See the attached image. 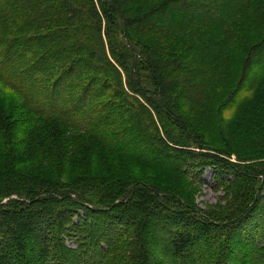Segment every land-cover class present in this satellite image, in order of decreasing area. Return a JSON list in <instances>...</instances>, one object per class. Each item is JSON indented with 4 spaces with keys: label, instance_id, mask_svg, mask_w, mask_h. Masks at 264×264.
Listing matches in <instances>:
<instances>
[{
    "label": "trees",
    "instance_id": "1",
    "mask_svg": "<svg viewBox=\"0 0 264 264\" xmlns=\"http://www.w3.org/2000/svg\"><path fill=\"white\" fill-rule=\"evenodd\" d=\"M90 2L0 0V264H203L208 258L209 264H264V201L258 200L264 174H247L258 179L251 201L219 222L194 207L202 219L173 207L153 184L130 171L107 173L119 163L113 154L105 155L122 151L114 141L117 135L124 134L120 140L125 147L135 145L129 132L137 129L144 138L147 134L137 128L119 63L109 53L115 51L110 45L107 52L101 18ZM100 2L106 16L119 20L134 69L142 44L132 33L143 36L148 58L152 44L164 48L166 38L184 25L193 28L209 20L220 36L229 29L230 39L248 13L251 25L260 26L264 0H141L137 8L127 0ZM174 38L168 58L145 63L146 73L139 74L137 83L155 94L162 91L165 112L194 137L191 126L174 115L165 94L168 82L161 69L195 70V53L183 58L185 63L179 60L180 42ZM217 41L226 40L222 36ZM261 44L264 35L249 53ZM152 141L149 146L155 147ZM122 154L132 160L129 152ZM208 163L242 172L224 160ZM79 209L83 217L74 221ZM232 224L233 231H218ZM77 233L81 243L70 247L66 239ZM234 234L241 245H230ZM240 246L249 247L248 258L237 255Z\"/></svg>",
    "mask_w": 264,
    "mask_h": 264
},
{
    "label": "rangeland",
    "instance_id": "2",
    "mask_svg": "<svg viewBox=\"0 0 264 264\" xmlns=\"http://www.w3.org/2000/svg\"><path fill=\"white\" fill-rule=\"evenodd\" d=\"M150 1L153 4L159 2ZM101 2L92 0L90 4H93L101 18V33L108 46L107 52L110 45L115 51L114 54L111 51L109 53L119 63L126 99L137 115V128L139 127L144 135L147 134L145 138L148 141L146 144V139L140 137L141 132L136 129L127 135L129 142L135 145L126 143L127 145L122 147L120 139H123L121 137H124V134L117 135L114 141L117 145L120 144L122 151H105V155L113 154V158H117L119 163L114 164V168L107 170V173L122 174L130 171L136 177L146 179L147 183L156 187V191L164 194L163 197L168 199L173 207H182L198 219H202V216L194 212L192 207L219 222L237 215L236 213L251 201L258 186V179L247 174H264V44L249 53V48L255 46L264 35V30L260 34L262 26L264 27V3L259 8L263 17L260 26L251 25L252 14L248 13L244 15L243 23L237 30L236 23V34L233 38L227 39V35L232 33L229 29L226 36L225 32L222 33L226 41H217V38L222 36L217 29L212 28L209 20L193 28H187L185 25L183 28L179 27L172 35L175 41L180 42L179 60L185 63L186 59H182L195 53V59L191 60V66L195 70L179 68L177 72H171L169 66L161 69L162 78L168 82L165 94L170 97L175 111L173 113L191 126V133L194 135L192 137L182 123L175 121L165 112L167 106L162 91L155 94L153 88L144 89L142 84L137 83L139 74L146 73L145 63L152 60L160 62L168 58L167 50L168 46L171 47L172 36L166 38L164 48L163 44H152V57L148 58L150 50L142 40L143 36L132 33L133 40L142 44L136 57L138 62L132 69L129 53L122 42V26L116 17L104 14ZM140 2L141 0H127L126 3L137 8ZM132 13L131 16L134 17L136 14L134 11ZM258 21H261V17ZM104 31L108 32L109 41ZM192 44L194 47L190 52H181ZM142 59L145 62H142ZM176 75L178 78L169 82ZM174 88L175 92L172 91ZM4 99L10 102L11 96L4 93ZM128 123L136 127L133 122ZM151 139L154 140L152 142L155 147L149 146ZM87 140L99 142L94 136L87 137ZM101 145L99 143V147ZM127 152L132 160L122 154ZM213 159L231 163L242 172L239 173V170L236 171L230 165L220 164L218 168L209 165L208 162ZM145 162L149 165L144 164ZM259 192L258 200L262 203L264 183ZM177 197L181 199L179 203L175 201ZM77 199L82 200L78 196ZM83 213L84 210H77L74 221L78 216L83 217ZM91 218L92 215L89 214L87 220ZM229 226L219 227L218 231L225 234L227 229L233 231L236 228L233 224ZM78 233L66 239L70 247L81 243ZM212 235L215 236L216 233H210V236ZM257 235L255 237H260V234ZM232 237L235 242H230V245L242 244L241 241H236V234ZM202 248L206 250V247ZM248 249L249 247L240 246L237 255H247ZM209 262L208 258L203 264Z\"/></svg>",
    "mask_w": 264,
    "mask_h": 264
}]
</instances>
